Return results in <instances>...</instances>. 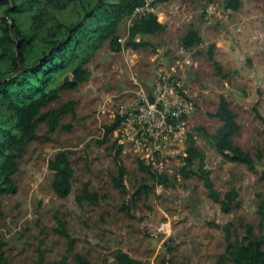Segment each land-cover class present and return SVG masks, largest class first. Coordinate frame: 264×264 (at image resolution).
I'll return each instance as SVG.
<instances>
[{"label": "rangeland", "instance_id": "rangeland-1", "mask_svg": "<svg viewBox=\"0 0 264 264\" xmlns=\"http://www.w3.org/2000/svg\"><path fill=\"white\" fill-rule=\"evenodd\" d=\"M226 1L152 0L151 9L164 26L137 34L148 43L112 49L105 40L85 63L88 78L62 89L58 98L42 107L70 103L72 109L52 129L39 120L40 137L18 151L17 190L0 193L4 264H40V255L71 264L76 251L85 253L90 264H116L117 248L144 264H160L163 257L183 264H215L220 253L224 264H233L225 251L224 224L230 225L232 238L243 232L246 221L261 233L257 208L264 198V0H239L236 8ZM131 20L128 15L118 24L123 44ZM188 28L197 29L201 41L183 45ZM210 44L226 75L215 71L207 55ZM160 67L191 102L190 129L182 145L170 147L173 155L164 164L168 174L164 182L151 177L139 166L137 153L122 145L120 157L126 167L122 190L113 179L117 164L112 142L118 126L103 139L105 125L117 111L131 106L139 84L149 90ZM220 93L240 123L234 141L254 157V168L225 158L214 147L220 121L212 112ZM189 134L203 150L202 166L209 169L220 195L236 191L230 210L224 211L209 196L198 175L182 174L181 151ZM59 150L66 151L73 167L66 196L52 188L53 171L48 166ZM198 164L197 160L192 166ZM85 182L98 192L97 203L78 198ZM60 220L74 238L71 249L57 230Z\"/></svg>", "mask_w": 264, "mask_h": 264}, {"label": "trees", "instance_id": "trees-1", "mask_svg": "<svg viewBox=\"0 0 264 264\" xmlns=\"http://www.w3.org/2000/svg\"><path fill=\"white\" fill-rule=\"evenodd\" d=\"M145 0H0V193L15 192L17 184L14 173L17 168L18 151L31 140L40 137L37 132L39 120H46L48 128L55 127L59 117L71 110L70 103L43 110L51 100L60 96L64 88L74 87L89 76L85 63L92 51L108 40L112 49L125 45L142 46L147 42L137 38L138 33L156 32L164 24L153 10H145L132 18L124 44L117 33L119 22L131 15L137 5ZM226 5L238 7L239 0H227ZM201 41L195 28H188L182 36L185 46ZM207 55L212 60L215 71L226 75L220 62L214 57L213 44ZM69 72V79L64 80ZM220 125L213 135V144L218 153L231 161L244 162L254 168L255 159L237 142L234 135L240 130V123L226 96L219 94L218 104L212 112ZM121 119H114L105 125L103 139L117 127ZM118 137L112 142L117 176L114 183L125 190L126 167L120 157L122 144ZM184 160L181 165L183 175L195 173L206 186L209 196L219 201L224 211L231 209L235 190H227L223 196L214 187L208 168L202 166L203 150L188 137ZM197 166H192L195 161ZM139 166L149 172L159 182L167 180L168 174L156 172L150 165L138 160ZM53 175L51 185L59 196H66L72 188L73 167L65 150H59L48 159ZM264 177V171L261 173ZM79 199L97 203L99 194L85 182L78 194ZM128 208V206L126 205ZM257 211L261 217V233L254 231L253 223L242 222L243 232L231 237L229 224H224L225 251L233 264H264V198L260 199ZM57 230L67 238V246L72 248L74 238L60 220ZM116 264H144L140 258L128 251L117 248L114 252ZM0 249V264H4ZM40 264H66V260H45L39 256ZM71 264H90L88 256L80 251L73 254ZM160 264H183L163 257ZM215 264H224V253H220Z\"/></svg>", "mask_w": 264, "mask_h": 264}, {"label": "built area", "instance_id": "built-area-1", "mask_svg": "<svg viewBox=\"0 0 264 264\" xmlns=\"http://www.w3.org/2000/svg\"><path fill=\"white\" fill-rule=\"evenodd\" d=\"M151 1L145 0L137 5L130 18L152 10ZM139 85L131 106L118 112L121 116L116 129L118 140L137 153L151 169L166 172L164 164L168 155H173L170 147L177 143L182 145L190 129L187 117L191 102L179 89H175L168 72L162 67L149 90ZM185 148L181 151L182 155Z\"/></svg>", "mask_w": 264, "mask_h": 264}, {"label": "water", "instance_id": "water-1", "mask_svg": "<svg viewBox=\"0 0 264 264\" xmlns=\"http://www.w3.org/2000/svg\"><path fill=\"white\" fill-rule=\"evenodd\" d=\"M63 79H64V80L69 79V74L66 73V74L64 75V78H63Z\"/></svg>", "mask_w": 264, "mask_h": 264}]
</instances>
